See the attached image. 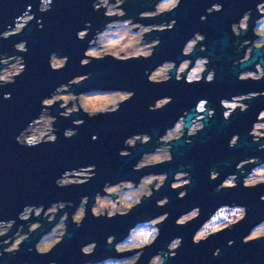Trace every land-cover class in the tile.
<instances>
[{"label":"water","instance_id":"1","mask_svg":"<svg viewBox=\"0 0 264 264\" xmlns=\"http://www.w3.org/2000/svg\"><path fill=\"white\" fill-rule=\"evenodd\" d=\"M40 2L41 0H0V32L7 30L9 25L15 27L16 18L25 12L29 5L37 20L43 17L42 28L34 20L22 34L9 39L0 38V52L23 55L27 63V70L16 78L14 84L0 87V219H16L13 233L20 224L25 225L24 231L27 232V222L19 218L25 205L43 204L47 208L54 201L69 200L74 206L66 210L72 213L84 195H89L91 201L83 226L77 228L70 216L68 234L64 242L52 253L40 255L34 250L42 234L54 226L41 217L42 228L32 233L19 252L5 253L0 257V264H50L52 260L57 264H87L99 263L109 257H124L138 249L121 251L124 254H120L115 251L114 245L107 244V237L116 235L117 241H121L137 223L150 220L164 212L171 215L161 225L160 238L156 244L145 250L140 261L138 256L133 264H149L152 256L161 251L167 252L170 241L178 236L184 238V243L178 255L169 257L166 264H264V241L243 243V237L249 230L264 221V201L260 199L264 195V185L245 188L241 176L240 187L219 192L214 190L227 175L237 171L236 165L240 161L254 156L259 157L260 161L264 160V150L257 149L259 144L247 141L252 137L249 131L253 122L258 113L264 110V96L246 101L251 104V108L246 112L237 110L230 120L224 119V108L220 103L223 98L264 90V79L241 81L238 78L244 69L255 70V62H258L264 71V49H254L249 61L233 64L242 59L245 47L241 48L239 54H235L233 48L236 47H233L232 41H243L245 38L253 40L257 35L250 27L246 33L234 38L231 30V25L238 22L248 9L253 12V25L261 15L257 9L261 0H182L174 12L143 20L139 13L154 9L157 0H127L123 5L127 11L124 19L135 18L145 25L170 23L175 19V27L147 35L148 41L161 39V44L150 59L118 61L108 57L104 60H94L86 67L82 66L80 61L89 47V41L96 30H102L109 20L104 15V9L94 11L92 0H54L52 10L42 13L39 11ZM213 2L222 3L223 11L214 12L208 15L206 21H202L201 16L207 14L206 10ZM86 21H91V34L87 39L79 40L77 32L86 26ZM196 32L205 35L206 39L202 43L206 45V50H198V46L190 58H210L208 68L216 69L215 82H177L173 71L171 81L163 84L150 83L148 75L163 62L175 60L178 67L182 60L189 58L182 55V49ZM21 40L27 41V53H17L14 48V44ZM257 48H264V44ZM52 52L60 54L57 56H69L66 68L60 71L50 68L49 59ZM212 63H215V66H212ZM191 65L192 63L189 67ZM175 67L174 65L170 68L169 73ZM85 73H91V77L81 84L73 85V92H68L78 95L91 91L134 90L136 95L122 104L118 112L94 118H89L83 110L73 114L71 118L59 116L61 109L58 102L52 109V114L58 116V140L55 143H41L38 147L21 146L16 141V136L40 114L42 99L50 96L58 85L68 83L73 77ZM204 75L206 76V72ZM77 78L79 79L74 82L84 79ZM9 92L11 98L5 99V93ZM164 96H172V103L164 109L149 111V104H154L156 99ZM201 99H207L208 106L215 108L216 113L214 117L205 119L206 127L192 137L193 143H186L185 137L182 136L169 140L170 154L172 151L174 157L171 162L164 160L142 166L143 170L135 171L134 165L144 153L154 150L158 144L154 143L166 127L172 126L181 115H186L183 117L186 120L184 126L190 125L192 118L199 114L195 111V104ZM185 110H188L187 114H182ZM204 114L207 117V113ZM77 118H83L85 123L79 126L76 136L65 138L64 130L76 127L73 120ZM95 133H99L97 140L92 139ZM136 133H147L152 136V141L148 138V144L138 142L136 147L131 148L132 154L128 157L119 155L120 150L127 147L125 139ZM236 133L240 134L241 140L237 147L230 148L229 141ZM260 143H264V139ZM88 164L96 165V176L89 183L71 187L57 186L56 179L65 170L78 169L81 165ZM253 166L249 165L248 169ZM211 169L221 173L218 180L210 179ZM178 171H188L192 178L188 195L183 199L178 198L179 191L183 189L171 188L174 174ZM151 172H167L169 180L162 189L154 192L153 197L145 198L129 216L97 219L92 215L91 207L95 202V194L102 192L105 183H116L122 179L138 182L143 175ZM154 182L155 179L149 185ZM163 196L170 198L169 205L157 207L156 201ZM233 203L247 205V220L230 231L213 236L206 243L194 244L192 237L209 214L219 205ZM197 205L202 209L199 220L186 227L178 226L176 219ZM62 213L63 211L57 216L56 222ZM230 239L236 241L231 247L228 246ZM92 241L99 242L95 254L84 255L82 246ZM29 248L33 250L29 251ZM216 248L221 249L219 257L213 255Z\"/></svg>","mask_w":264,"mask_h":264},{"label":"clouds","instance_id":"2","mask_svg":"<svg viewBox=\"0 0 264 264\" xmlns=\"http://www.w3.org/2000/svg\"><path fill=\"white\" fill-rule=\"evenodd\" d=\"M93 2V10L100 11L105 9L104 15L109 18L103 30L97 29L95 34L92 35L91 40L89 41V47L86 48L84 52V56L81 59L80 63L82 66L90 65L94 60H104L108 57H111L118 61H129L131 59H150L154 54L156 48L161 44V39L155 38L151 41L146 39L147 35L153 33L154 31H165L172 30L177 21L173 19L170 23H160V24H148L147 26L151 29L147 34H144V26L145 24L139 21H136L135 18H127V11L123 7L126 3V0H92ZM182 0H170V6L166 10H160L159 3L160 0H157L154 9L152 10H144L139 13V17L141 20L143 19H154L160 15L174 12L177 8H179ZM54 0H41L39 5L40 12H48L52 10V5ZM257 9L260 15L259 18L255 21L256 26L253 28L254 33L258 30L264 31V24L261 21H264V0H261L257 4ZM223 11V4L220 2H213L209 8H207L206 15L201 16L202 21H206L208 15L214 12ZM252 9H248L244 12L242 17L238 22H234L231 25V30L236 37H240L244 33H246L249 28L252 26ZM115 17V19H112ZM36 20L37 24L42 28V20L43 17H40L38 20L35 16V13L31 11V5L28 6V9L23 12L19 17L16 18L15 27L11 25L8 26L7 30L0 32V38L9 39L15 35L22 34L26 27L32 22ZM21 22L23 27L21 26ZM85 27L78 30L77 38L79 40H85L91 34V21L85 22ZM119 29L122 34L128 36L129 38L139 37V41L136 46L131 50L132 55L123 54L116 55L111 52H105L103 55H89L90 50L95 49L96 51H103L104 44L106 43V33L109 32L110 29ZM135 29H139V31H134ZM206 37L200 32H196L193 34V37L190 38L184 45L182 49V55L185 57H189V60L193 65V60L190 58L197 47L199 46L201 51L206 50V45L202 42L205 41ZM247 38L243 40L240 44V48L247 47L246 54L242 57L241 60L236 61L237 64L247 62L251 58L254 49H264L257 48L256 41L253 42ZM250 45V46H249ZM14 48L17 50V53H27L28 46L26 40L18 41L14 44ZM56 55H60L57 52H52L50 54V68L53 71H60L67 67L69 56L61 55L63 57L62 62L54 61V57ZM186 59L182 60L179 63L177 68V62L175 60L165 61L159 66L155 68V70L162 65L172 63L176 67L167 75L166 79L154 80L152 78V74L155 70L151 71L148 75V81L153 84H163L171 81L173 79V71H175V80L177 82L184 80L188 84L193 83H214L216 80V69L212 68L208 70V65L211 63L210 58L197 57L194 66L198 65L200 71L198 74H191V69L182 70L180 65ZM0 87L14 84L16 82V78L22 75L27 70V63L23 55L14 54L8 55L7 53L0 52ZM205 72H207L205 78ZM251 72L242 71L239 74V79L241 81H246L249 79L260 81L264 79V76L255 75L249 76L247 73ZM77 77H83L84 79L78 82L76 81ZM91 77V73H85L83 75H77L69 80L68 83L58 85L56 89L52 92L50 96H47L42 99V109L40 114L34 118L21 132L16 136V141L24 147H38L41 143H55L59 136L56 129V122L58 120L57 115L52 114L53 107L57 106L59 103V108L61 111L59 112V116L64 118H71L73 114L78 113L81 109L89 118H94L99 115H109L118 112L121 109L122 104L131 100L135 95L134 90H116L127 93V99L118 102L117 104L110 106L109 108L102 111H89L83 109V107H77L78 101L76 98H73L69 103H64L62 100L57 99L58 97H62L66 91L73 92L72 86L81 84L87 81ZM68 86L66 89L65 86ZM111 91V92H116ZM76 93V92H74ZM85 93V92H81ZM97 92L87 93L94 94ZM264 96V90L262 91H251L241 95H235L231 99L223 98L220 103L225 109L223 112V117L225 120H230L232 116L239 110L240 112H246L251 108V104L246 101H251L253 99H258L259 97ZM5 99L11 98V93H5ZM173 101L172 96H164L162 98L156 99L154 104H149V111H158L164 109ZM226 102H230L232 104L231 107L226 104ZM209 101L207 99L199 100L196 105L197 111L201 113V121L194 124L192 123L191 127L186 126L182 130V138L185 137L187 132L186 143H193L192 137L198 135L205 127V119L214 117L216 110L215 108L208 109ZM207 113V117L203 114ZM47 117V119H45ZM181 117L175 125L181 120ZM40 123L39 129L34 128L33 126L37 123ZM85 123L83 118H77L73 120V124L76 127H69L64 130V137L67 139H71L76 136L79 132V126H82ZM174 125V126H175ZM171 127L167 129L166 133L174 128ZM249 135L252 136L253 141L259 144V148L264 150V143H260L262 139H264V110H261L258 113L256 120L253 122V126L250 129ZM148 137L152 141V136L147 133H136L132 136H129L125 139L124 143L127 147L120 150L119 155L123 157L130 156L131 148L136 147L138 142L143 144L150 143L148 140L144 139ZM93 140L99 139V133L93 134ZM181 139V138H180ZM179 140V139H177ZM241 140V136L239 133L234 134L230 141L229 147L235 148L239 144ZM173 153L168 155L166 162H171L173 160ZM142 159L134 165L135 171H141L143 168L141 167ZM249 165H254L251 170L248 169ZM237 171L229 174L225 177L217 186L216 191H222L224 189H235L240 187L241 176H243V186L245 188H257L261 185H264V163H261L259 157H250L248 159H244L240 161L236 165ZM69 173H79L78 177H74L71 181L65 179ZM96 176V165L88 164L81 165L78 169H67L65 170L60 177L56 179V184L58 187H71L73 185H83L89 183ZM221 176V173L215 169L210 170V179L215 181L218 180ZM151 179L150 174H145L140 178L139 184L133 180L122 179L116 183L107 182L105 183L102 192H97L95 194V202L91 207L92 215L99 219L101 217H105L107 219H114L117 216H129L138 206L143 203L145 198H151L154 195L155 191L162 189L167 181L169 180V174L167 172L161 173L159 176V182L152 184L150 187L145 188L143 180ZM179 184V187H177ZM192 184L191 173L188 171H178L175 173L174 179L171 183V188L173 190L183 189L179 191L178 198L183 199L188 195V187ZM154 185V187H153ZM110 188H116L117 191L115 193H110L108 190ZM101 198H107L112 201L111 204L102 205L100 203ZM262 201H264V195L260 197ZM91 197L89 195H84L81 198L79 206L72 213H69L66 209L73 207V202L69 200L62 201H54L50 206L45 208L43 204L41 205H25L23 211L19 214V218L25 222H27L28 231H24V224H20L17 230L13 233V228L16 227V219H8L3 220L0 219V257H3L5 253L15 254L21 250L22 245L25 241L31 238L32 233L37 232L43 226V222L40 219L41 217L48 220L49 223H53L54 226L50 231L42 234L39 240L36 242L34 250L40 255H48L52 253L58 245L64 242L67 234H68V220L71 216V220L76 225L77 228L83 226L87 216H88V206L90 204ZM128 203L132 205L125 209L124 204ZM170 203V198L165 196L162 199H158L156 201L157 207H167ZM227 207L231 209L229 215L225 216L222 220H215L214 223H210L216 217V213L220 208ZM83 210L84 215L81 219H77L76 217ZM63 211V215H60L59 222H56L57 216ZM171 213L164 212L162 215L156 216L150 220L143 221L141 223L148 224L147 228H141L140 230L130 229L128 235L121 241H117L116 235H109L107 237V244L114 245L115 250L117 251L118 245H128L130 248H137L138 251L135 252V255L125 258H113L109 257L100 262V264H126L127 261L131 260L134 256L141 257L144 255V252L147 248L152 247L157 243L158 239L161 236L162 228L161 225L164 224L170 217ZM202 215V209L200 206H195L182 215H180L176 219V224L181 227H186L194 221L199 220ZM35 217L36 219H33ZM248 217V207L244 204H222L219 205L212 213L209 214L208 218L202 222L200 227L195 231L192 242L196 245H200L206 243L213 236H218L226 231H230L234 229L237 225H240L244 221L247 220ZM63 223L65 227L63 229H59L55 227ZM257 241H264V221H260L255 224L247 235L243 237V243L250 244L255 243ZM184 243V238L182 236H178L173 238L168 244L167 252L161 251L160 253L152 256L150 260V264H166L169 257H176ZM236 241L234 239L228 240V246L231 247L235 245ZM99 242L92 241L86 243L82 246L81 251L84 255H94ZM32 248H29V251H32ZM120 254L119 251H117ZM130 253V252H127ZM221 254V249L216 248L213 255L219 257ZM27 264V262H25ZM50 264H57L55 260L50 261Z\"/></svg>","mask_w":264,"mask_h":264},{"label":"rangeland","instance_id":"3","mask_svg":"<svg viewBox=\"0 0 264 264\" xmlns=\"http://www.w3.org/2000/svg\"><path fill=\"white\" fill-rule=\"evenodd\" d=\"M169 6H170V0H160V3H159L160 10H166ZM105 11L106 10L104 9V12ZM18 23H21V22H18ZM261 23L264 24V21H261ZM21 26L23 27L22 23H21ZM255 26H256V24H255ZM148 30H151V29L147 25H145L144 26V32H146ZM134 31H139V29H135ZM256 34L259 36V39H257L256 43L264 41V31L258 30L256 32ZM104 39H106V43L104 44L103 51L98 52L95 49H93V50H90L89 55H103L105 52H111V53H114L116 55H123V54L132 55L133 53L131 52V50L136 46V44L139 41V37L129 38L128 36L122 34L118 28L114 29V30L110 29L109 32L106 33V36ZM149 41H151V40H149ZM54 61L62 62L63 57L56 55L54 57ZM167 67H169V66H167ZM186 67L187 66L184 63L181 66V69L186 70ZM168 70H166L165 66H161L153 72L152 78L154 80L166 79L168 72H169ZM255 70H251V72L247 73V75H249V76L262 75L263 70L259 65H257L255 67ZM199 71H200V68L198 65H196V66L193 65L191 67V74H198ZM78 79L79 78H76V80H78ZM65 87H66V89L68 88L67 85ZM92 92H97V93L87 94V93H92ZM87 93H81V94L76 95V94H73V93L66 91L62 97H58L57 99L62 100L64 103H69L73 98H76L78 101L77 107H83V109L89 110V111H102V110L109 108L110 106L117 104L118 102L122 101L123 99L127 98V95H128L127 93L122 92V91H116V92L91 91V92H87ZM60 103H62V102H60ZM226 104H228L229 107L232 106V104L230 102H226ZM45 119H47V117H45ZM39 126H40V123L38 122L33 127L37 128ZM180 130L177 127L175 130L174 129L169 130L167 133H165V136H163V137L161 136L157 141L158 146L155 148V150L144 153L142 155V157L139 159V161L142 159L141 167L146 166V165H152V164L158 163L160 161L167 160V157H168V155H170V152H169L168 145H166V143L164 144V142H167L169 139H172L173 137L180 135V133H181ZM144 139L147 140L148 137H145ZM261 163H264V160L261 161ZM148 174H150L151 179H144L143 180L145 188L150 187L149 184H151L154 179H155L154 183H158L159 182V176L161 173L151 172ZM79 175H81V174L69 173L68 176L65 177V179H68L71 181L74 177H78ZM139 181L136 182L137 185L139 184ZM177 186H179V184H177ZM153 187H154V185H153ZM215 189H216V187L214 188V190ZM108 191L110 193H115L117 191V189L116 188H110ZM100 203L102 205H108V204H111L112 201L110 199H107V198H101ZM124 207H125V209H127L129 207H132V205L125 202ZM230 212H231V209H229L227 207L220 208L216 213V217L214 218L213 221H210V223H214L215 220H222L225 216L229 215ZM83 214H84V212L82 210L81 213L76 218L81 219ZM148 226H149L148 224H144V223L139 222L131 229L140 230L141 228H147ZM55 227H57L59 229H63L64 224L61 223L59 225H56ZM50 230H48V231H50ZM133 249H138V247L137 248H130L128 245H118L117 246V251H119V252L125 251V250H133ZM136 251H138V250H136ZM136 251H134V252H132L129 255H126L124 257H120V258L133 256V255H135ZM137 259H138V256H134L131 260L127 261L126 264H133ZM87 264H95V263H87ZM97 264H100V263H97ZM149 264H150V262H149Z\"/></svg>","mask_w":264,"mask_h":264},{"label":"flooded vegetation","instance_id":"4","mask_svg":"<svg viewBox=\"0 0 264 264\" xmlns=\"http://www.w3.org/2000/svg\"><path fill=\"white\" fill-rule=\"evenodd\" d=\"M133 1H136V0H133ZM259 18V17H258ZM257 20V19H256ZM255 20V21H256ZM255 21H254V24L251 26V31L254 33V31H253V28L255 27ZM145 33V32H144ZM255 34V33H254ZM234 35V34H233ZM255 35H257V34H255ZM234 38H238V37H236L235 35H234ZM257 39H259V36L257 35L256 37H254V39L253 40H251V41H253V42H257ZM250 40V39H249ZM250 41V42H251ZM243 41H237V40H233L232 41V44H233V47H236V48H233V52L235 53V54H239V52L241 51V48H240V44L242 43ZM236 43H238V45H236ZM264 44V41H261V42H259V43H256V46L257 47H261L262 45ZM250 46V45H249ZM247 47L248 46H245V50H244V55L246 54V52H247ZM198 50H200V48L198 49ZM198 57H203V56H198ZM197 58V57H196ZM196 58L193 60V65H194V62H195V60H196ZM239 60H241V59H239ZM188 61V62H187ZM238 61V60H237ZM186 64V69L189 67V65H190V61L189 60H185L181 65H180V68H181V66L183 65V64ZM233 64H237L236 63V61L235 62H233ZM193 65H191L188 69H191V67L193 66ZM257 65H259L260 66V64L258 63V62H255L254 63V65H253V67H254V69H255V67L257 66ZM162 66H165V68H166V70H168V69H170V68H172L173 66H174V64H172V63H169V64H165V65H162ZM167 66H169V67H167ZM179 66V65H178ZM212 66H215V63H212ZM261 67V66H260ZM178 68V67H177ZM213 67H209L208 68V70H211ZM262 68V67H261ZM249 70V68H247V69H244V70H242V71H248ZM262 70H263V68H262ZM241 71V72H242ZM168 74H169V72H168ZM206 75H207V72H206ZM264 75V71H263V73H262V75L261 76H263ZM206 77V76H205ZM167 78V77H166ZM233 96H230V97H228L229 99H231ZM199 102V101H198ZM198 102L195 104V111L196 112H198L197 111V108H196V105L198 104ZM208 109L210 110V109H212V107L211 106H208ZM224 111H225V109H224ZM223 111V112H224ZM239 111V110H238ZM187 112H188V110H185V111H183L182 112V114H187ZM199 113V112H198ZM202 114L201 113H199V114H196L193 118H192V120H191V123H190V125L188 126V127H191V125H192V123L194 122V124H196V123H198V122H200L201 121V116ZM204 116H206L205 114H203ZM181 117H186V115H181L175 122H174V124L172 125V126H170V127H166L165 129H164V131L162 132V137L163 136H165V133H166V131H167V129H169V128H171V127H173L174 125H175V123L181 118ZM197 119V120H196ZM186 122V120H184V118L183 119H181L175 126H174V128H172V129H176L177 127H178V129L180 130V129H183L185 126H184V123ZM252 126H253V124H252ZM252 128V127H251ZM172 129H170V130H172ZM250 132V131H249ZM180 136H182V131H181V133H180V135H178V136H175V137H173L172 139H169V140H174L175 138H177V137H180ZM186 139H187V132H186V135H185V141H186ZM168 140V141H169ZM158 141V140H157ZM157 141L154 143V144H157ZM168 141H167V143H166V145H168V148H169V152H170V148H171V144L170 143H168ZM247 141H253V138L251 137V138H248V140ZM158 146V144L154 147V150H155V148ZM257 149H260L259 148V146L257 147ZM262 158H264V157H262ZM216 170V169H215ZM251 170V169H250ZM174 176H175V174H174ZM228 176V175H227ZM226 176V177H227ZM243 179V178H242ZM165 196H163L162 198H164ZM61 215H63V213L61 214ZM47 220V219H46ZM48 221V220H47ZM58 221H59V219H58ZM64 227H65V225H64ZM100 263V262H99ZM21 264H25V263H21ZM95 264H97V263H95Z\"/></svg>","mask_w":264,"mask_h":264},{"label":"bare ground","instance_id":"5","mask_svg":"<svg viewBox=\"0 0 264 264\" xmlns=\"http://www.w3.org/2000/svg\"><path fill=\"white\" fill-rule=\"evenodd\" d=\"M37 129H39V127H37ZM68 180V179H67ZM70 181V180H69Z\"/></svg>","mask_w":264,"mask_h":264}]
</instances>
